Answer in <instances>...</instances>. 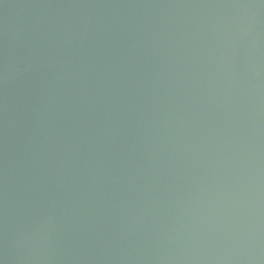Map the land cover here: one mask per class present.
<instances>
[{"label": "water", "instance_id": "obj_1", "mask_svg": "<svg viewBox=\"0 0 264 264\" xmlns=\"http://www.w3.org/2000/svg\"><path fill=\"white\" fill-rule=\"evenodd\" d=\"M0 264H264V0H0Z\"/></svg>", "mask_w": 264, "mask_h": 264}]
</instances>
